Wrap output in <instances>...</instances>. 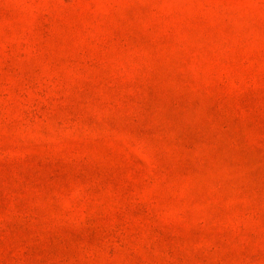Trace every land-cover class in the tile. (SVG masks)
Here are the masks:
<instances>
[{"label": "rangeland", "instance_id": "rangeland-1", "mask_svg": "<svg viewBox=\"0 0 264 264\" xmlns=\"http://www.w3.org/2000/svg\"><path fill=\"white\" fill-rule=\"evenodd\" d=\"M0 264H264V0H0Z\"/></svg>", "mask_w": 264, "mask_h": 264}]
</instances>
